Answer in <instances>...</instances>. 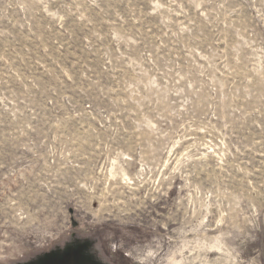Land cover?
I'll use <instances>...</instances> for the list:
<instances>
[{"label":"rangeland","instance_id":"1","mask_svg":"<svg viewBox=\"0 0 264 264\" xmlns=\"http://www.w3.org/2000/svg\"><path fill=\"white\" fill-rule=\"evenodd\" d=\"M0 264H264V0H0Z\"/></svg>","mask_w":264,"mask_h":264}]
</instances>
